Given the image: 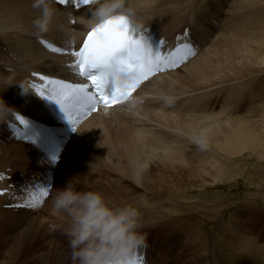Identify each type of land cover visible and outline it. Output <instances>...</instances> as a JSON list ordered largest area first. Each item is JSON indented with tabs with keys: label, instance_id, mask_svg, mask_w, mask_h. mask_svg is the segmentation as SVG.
I'll use <instances>...</instances> for the list:
<instances>
[{
	"label": "rangeland",
	"instance_id": "1",
	"mask_svg": "<svg viewBox=\"0 0 264 264\" xmlns=\"http://www.w3.org/2000/svg\"><path fill=\"white\" fill-rule=\"evenodd\" d=\"M14 1L0 2V5H4L2 9L0 8V12L9 9L14 11L11 16L12 21H0V99L13 111L46 117L43 109L38 106V101L28 91L27 81L33 79L31 73L46 75L54 73L58 76L59 73L37 68L35 61L39 57L38 53L31 55L34 60L26 59L22 45L25 44L27 50H30L35 47V42L30 43L31 40L27 38L30 32H21L23 29H19L21 24L15 17V8L19 6L18 10L21 14L24 9L22 2L27 3L28 0H18L19 3ZM59 10L58 12L56 9V16L65 11V9ZM143 10L149 12V16H153L145 21L151 20L152 23H158V31L161 30L166 47L175 46L187 28L191 29L192 33L186 39L191 42L193 38L196 39L195 44L198 46L196 56L210 47L208 52L214 58V83L216 84L209 89L214 96L212 100L216 102L225 93L229 95L226 100L228 104L225 102L223 112H219L218 105L212 110V101L208 104L207 100L203 102V99H197L190 93L187 94L190 95L189 102L180 96L173 107L171 106L172 108L165 109L166 112L185 116L186 111L183 112L184 109L181 111L180 108H185L189 104V106L193 105L191 110L193 112L190 111L189 114L194 113L196 118L200 116L199 114L206 116L204 113L206 108L209 112H214L213 115L230 114L231 119L240 117L245 121L254 119L259 129L254 137L257 136L260 141L261 132L259 131L264 130V0H153V4ZM71 11L74 16L80 10L75 11L71 8ZM155 13L159 16L158 18ZM65 23L59 22L58 28L65 29ZM68 26L78 34L81 31L85 32L84 27L75 25L71 27L69 24ZM49 32L45 35L51 34ZM64 46V44L61 45V47ZM246 52L247 55L243 57ZM227 53L229 56H225ZM241 57L245 60H241ZM68 58L71 59L68 61L72 64L71 56ZM49 59L50 57H47L46 61ZM221 63H224L223 67L227 68L222 67L224 69L222 70ZM230 70L231 72H228ZM180 72L183 75L184 72ZM160 80H166V78ZM221 85L222 87H219ZM151 87L153 86L151 85L149 89ZM32 100L36 102L32 106H38V110L31 106ZM183 102H186V105H183ZM222 103L223 101L219 102V105ZM155 106L150 105V102L144 105L150 109H154ZM201 107H205L203 111ZM31 108H33L32 113ZM156 108L159 106L157 105ZM118 112L98 115L89 122L87 128L98 127L97 133L87 135L84 129L77 133L66 148L67 153L63 156L61 163L53 169L55 183L50 196L42 204L31 209L4 207L11 204L13 195L20 198L19 195L29 191L26 186L35 181V171L27 174L24 184L21 183L23 180L20 176L24 175V172H20L19 179L14 177L12 181L15 183L7 185L8 187L18 186V189L12 195L0 197V262L7 252L14 254L15 251L14 257L20 253L19 248L17 249L20 230L30 219H34L37 225L40 224L42 232L44 228L48 230L47 226L57 230L56 234L59 237L57 246L64 252L72 254L68 237L64 233L68 218L64 215H53L52 212V199L56 189L65 187L70 182L77 191L100 192L113 207L131 205L138 209L141 218L139 231L146 238L144 248L148 251L147 256L151 261L149 264H188V260L189 264L193 262L194 264H264V150L260 153V150L250 147L253 136L251 138L249 135L245 136V139L249 138L247 142L249 144L246 143L245 148L233 147L227 150L228 153L219 154L211 148L207 151H199L184 134L181 140L183 144H178L175 148L182 147L184 151L179 153L186 154L184 158L192 159L196 163L153 162L148 165L146 171L148 176L144 174L137 181L129 170V158L125 155V149L119 151L118 155L124 159L117 157L115 162L117 168L114 169L107 159L108 156H105L107 151L104 144L99 143V139L100 141L108 139L112 144V137L118 141H124L127 138L126 133L132 135L135 131H141L142 126L138 120L117 116ZM12 115L7 121L0 123V148L6 147L7 138L3 137V127L4 123L11 121ZM121 128L128 129L129 132L111 136ZM164 130L168 132L167 135L170 134L168 130ZM153 132H147L146 135L150 136ZM235 142L237 141L233 143ZM97 147L99 155L96 156L93 149ZM10 158H16L14 153L10 155ZM202 160L204 161L201 162ZM26 163L22 162L23 165H18L16 162L0 159V171L13 172L15 171L13 167L16 170L25 171L31 168L30 165L36 169L37 163L34 165ZM8 164H11L9 165L11 167ZM204 165L206 167H202ZM42 167L45 165L43 164ZM0 179L4 184L7 178ZM37 215L38 219H36ZM22 225L24 226L21 227ZM37 241L34 239L32 245L34 246ZM27 250H22L21 254L22 257L26 255L25 260L31 262L33 251Z\"/></svg>",
	"mask_w": 264,
	"mask_h": 264
},
{
	"label": "bare ground",
	"instance_id": "2",
	"mask_svg": "<svg viewBox=\"0 0 264 264\" xmlns=\"http://www.w3.org/2000/svg\"><path fill=\"white\" fill-rule=\"evenodd\" d=\"M1 1H3V0H0V2ZM14 2H18V0H15ZM23 2H25V1H23ZM23 2H22V5L24 6V9L21 12V14H19V10H18V9H20L19 6L15 8V17L17 20H19L18 23L21 24V26L19 27V29H23L21 32H25V31L30 32V35L31 34L32 35L31 36L27 35V38L29 41L31 40L30 43L35 42L34 43L35 47L30 49V50H27V48L25 47V44L22 45V49H23V52L25 53L26 59H28L29 61L34 60V57H32L31 55L33 53L34 54L38 53L39 57H37V59L35 61V66L37 68L47 69L49 71L57 72L59 74H65V75L70 76L71 78L74 77L75 76V69L70 67V65H72L73 63L71 64L69 62L71 59L69 60V58H68L71 55L59 56L57 54L51 53V52L46 50L45 44L42 43V41L50 39V40L56 42L59 46L64 44L65 45L64 48L68 49V50L69 49L71 50L73 48V46L78 47L82 43V41L84 40L87 32L95 26L91 23V21H92V10H93L94 5L91 4L90 6H87L85 8L80 9V11L77 12L76 14H74V16H73V13L71 11V7H69V6L61 7L59 5L54 4V7H55V9L58 10V12L60 11L59 9H61V10L65 9V11H63V12L61 11L62 12L61 14L54 16L52 26L49 30L50 31L49 33H51V34L37 35L34 32L32 22L39 15V12L37 9H34L32 7L33 0H28L27 3H23ZM154 2H156V1H154ZM4 3H5V1H4ZM152 4H153V0H126V7L131 8L134 12V16L131 19L134 20L138 24L140 29L146 33H148L149 29H151L153 32H155L158 35L159 39H162L164 37L161 34V30H160V32L158 31V27H157L158 23L157 22L152 23L151 20L145 21L149 17L152 18L153 16H149V12L144 11L143 8H147V6H150ZM0 6H1L0 8L2 9V6H4V5H0ZM5 8H6V6H5ZM3 10H5V9H3ZM13 13H14V11L12 9L0 12V21L9 22L11 20V16ZM156 15H157V13H155V16ZM158 17L159 16L157 15V18ZM62 21L64 23L65 22L68 23L70 26L75 25V26L84 27L85 32L82 33V31H81L82 34L81 33L78 34V33L74 32L72 29H70L69 26L67 27L68 24H66V23H65L66 26L64 24V27H66L65 29L58 28L59 22H62ZM195 30H196V28H195ZM196 38H197V36H196ZM201 38H202V35H201ZM217 38H219V37H217ZM183 39H185V38H183ZM229 39H230V36H229ZM187 40L190 41L189 39H187ZM28 44L29 43H27V45ZM230 44H231V42H230ZM164 47L170 48L171 46L166 47L165 43H164ZM208 48L210 49V47H208ZM208 48H207V51H205L204 53H200L199 56H194L193 60H191V59L188 60L190 62L185 66H183L184 65L183 64L182 65L183 67L181 66L182 69H180L181 68L180 67L179 68L180 70L177 69L178 70L177 72H176V70H172L168 73L159 74L158 76L154 77L149 82L142 85L138 89V91L133 95V97L140 96V97L144 98L143 103L140 104L138 107L130 109L128 106V103H125V104H122L120 106H116V107L110 108V109H100L98 111V113L94 114L90 119H88L85 123H83L82 126H80L77 129V132H81L84 129L85 133L87 135H91L92 133L93 134L97 133L99 131L98 127L93 126V127L87 128V125L89 124V122H91L98 115L100 116L104 113H109V112H118L119 111L116 114L117 116L128 118V119L133 118V120H138L142 126L141 131H139V132L135 131L132 135H129L128 133H126L127 138L124 141H118V140H116V138L112 137L111 139L113 140V143L111 144L108 141V139H105V141L104 140L100 141V139H99V143L102 145L104 144L105 151H107L105 156L106 155L108 156L107 159H108L110 165H112V167L114 169L117 168V164L115 163V162H117V157L124 159V157L118 155L119 151L125 149V155L129 158L128 166H129V170L131 173H132V169L130 167V161H133V160L146 161L148 163V165H150L153 162L154 163L155 162H159V163L163 162V164H168V163H173L176 161L180 162V164H182L183 162H186V161L189 163H196L195 161H192V159L188 160L187 158H184L186 154L185 155L182 154V152L184 151V150L182 151V147H178V148H175V147L178 144L179 145L183 144V142L181 140L184 138V134H186L192 130H198L199 128H202V127H206L208 129H210V147L209 148H211V150L213 149L212 151H215L219 154H222V153H228L227 150L230 148L232 149L233 147H235L236 149L245 148V145L249 140V138L245 139L246 138L245 136L249 135L250 138L253 136L251 143H250V145H251L250 147L254 148L255 150H260V153H261V151L264 150V130L260 129L259 132H261V138H260V141H258L257 136L254 137V134H256L255 132H257L259 130L258 125L256 124V122H254L256 120H254V119H251L249 121L248 120L245 121L244 119H241L240 117L236 118V119H234V118L231 119L229 116L230 114L227 116L213 115L214 112H209L205 107H204L205 108L204 113L206 114V116L199 114L200 116L198 118H196V115L194 113L189 114L190 111L193 110V105L189 106V104L185 108H182V107H181L182 109L180 108L181 111H183V109H184L183 112L186 111L185 116L180 115V114H176L174 112H169V113L166 112L165 109H167L169 107H165L162 100L160 99L162 94L173 95L176 97V101L179 100L178 98H180V96H182L181 98H185L186 101H188V97H190V95H187L188 93L193 94V96L197 97V99H203L202 100L203 102H204V100H207L208 104H211V101H212V104H211V105H213V106H211L212 110L214 108H216L215 106L218 105L220 107L219 112H221V111L223 112V108L226 106L225 102L228 99L229 95L227 93H225L224 95L221 96L222 98L221 97L218 98V100H216V102H214L212 100V97H214V96H213V94H211V91H209V89L211 87H214L216 84L214 83L215 82L214 69H213L214 58L208 52ZM247 51H249V50H247ZM224 52H225V50H224ZM227 55H228V53L225 56H227ZM235 55H238V54L235 53ZM241 55H242V53H241ZM245 55H247V52L243 55V57ZM238 56H240V55H238ZM249 56L250 55H248V57ZM47 57H50V59L48 61H46ZM219 57H221V56H219ZM243 57H241L242 58L241 60H245V59H243ZM251 57H253V55ZM71 58H72V56H71ZM236 58H235V60H236ZM65 60H66V62H65ZM67 62H69V63L67 65H64V63L66 64ZM224 63H221V64H223L222 66L219 65L220 68H222L224 66ZM231 63L233 64V62H231ZM248 63L250 65V62H248ZM235 64H238V63H235ZM233 66H234V64H233ZM223 68H222V70L226 69L227 67L224 69ZM228 68H229V66H228ZM229 69H231V68H229ZM227 70H226V73H227ZM180 71L184 72L183 75L181 74ZM228 72H231V70ZM49 75L62 78L61 75L58 76V74H54V73L49 74ZM162 78H166V80L161 81L160 79H162ZM29 80H32V79H29ZM222 83H224L223 79H222ZM222 83H220V84H222ZM151 85L153 87H151L149 89V87ZM219 87H222V85ZM27 89L32 94V96L35 97L34 93L28 88V86H27ZM221 99H222L223 103L219 105V102H222ZM35 100L38 101L37 102L38 106L41 107L45 113L46 111L44 110L42 103L36 97H35ZM148 102H150V105H156V106L158 105L160 110H159V108H156V106L154 109L144 107V105ZM35 103L36 102L34 100H32L31 106ZM226 104H228V101L226 102ZM183 105H186V102H183ZM38 106H36V105L34 106L36 108V110H38ZM172 107H170V108H172ZM33 108H31V111H30L31 113L33 112ZM201 108H199V109L201 110ZM204 108H202V111ZM163 110L165 112H163ZM14 111H16V110H14ZM16 112L20 113L21 111H16ZM141 112L144 113L145 115H143ZM191 112H193V111H191ZM23 113H26V112H23ZM186 113H188V114H186ZM26 115H29L35 119H38V120H42L40 118H43L46 121L51 120V117L49 115H47L46 113H45V115H47L48 117L47 116L46 117H44V116L39 117L37 115H30V114H26ZM11 120H12V118H11ZM211 122L212 123L214 122V123L210 124ZM123 128H128V127H123ZM123 128H121L117 132L112 133L111 136L113 135L115 137V135H117L119 133L129 132L128 129H123ZM164 129L168 130L170 132V134L167 135L166 133H168V132H165ZM151 131L152 132L157 131V132H153V134L150 133V136L146 135L147 132H151ZM171 133H173V135H171ZM7 135L9 136V134H7ZM175 136L178 137V139ZM71 140H73V139H71ZM234 141H237V142L233 143ZM247 144H249V143H247ZM23 146L28 147V148H24ZM97 149H98V147L95 150L93 149V152L96 156L99 155V150H97ZM180 151H182L181 152L182 155L179 153ZM18 152H20V153H18ZM34 152L37 153L38 155H36ZM12 153H14L16 158H10V155ZM39 155H41L40 152L34 146H32L30 144H26V143L16 142L14 139H11V140L9 139L8 143H6V147L1 146V148H0V159L2 161H4V160H7L9 162L13 161V162L18 163V165L22 164V162H25V163L28 162V163H31L33 165H34V163H37V166H39L41 164V162H43V159L41 158L43 156L41 155V157L39 158L38 157ZM214 155H216V154H214ZM202 158H203V156H202ZM207 159H208V157H207ZM203 161L204 160H202L201 162H203ZM209 164H210V162H209ZM9 165H11V164H8V166ZM30 166H31V168L29 170L26 169L25 171L16 170L15 167H13L15 171L12 173H10L8 170L0 171V178H3V179L7 178V176L9 174H12L13 176L17 177L20 175V172L21 173L24 172V175H20V176L26 177L27 174H29L30 172H32L34 170L32 165H30ZM9 167H11V166H9ZM202 167H206V165H204ZM45 169H47V167ZM37 170H38V172L39 171L43 172V170H41L40 168H38ZM6 172H8V173H6ZM1 173H3V174H1ZM144 174L147 175L148 172H145ZM10 183H12V181H9L8 179H6L4 184H2V181L0 179V189H2V190L7 189L6 185L10 184ZM38 218L39 217L37 215L36 219H38ZM24 225L21 226V227L24 226L22 229L18 226V228L21 229L20 235H19V240H18V247H17V249L19 248L20 253H18L16 255L17 257H14V255L16 253L15 251H14V254L12 252H7L6 255L3 256L4 259L0 262V264H72L73 263L72 254H70L69 252H64L61 247L57 246V241L59 242V237L56 234L57 230L55 231L54 229H50L49 226H47L48 230H46V228H44V232H42L43 230L40 228V226H39L40 224L37 225V223L35 222L34 219H30V221L25 223ZM63 226H65V225L63 224ZM34 239H36L38 241L33 246L32 243H33ZM141 249H142V253H144V254H145V252L147 253V250L145 251L144 247H142ZM22 250L23 251L24 250H27V251L32 250L33 251L32 252L33 257L31 259L32 260L31 262H28L27 260H25L26 255H23V257H22V254H21ZM255 260H256V258H255ZM147 262L148 263L150 262L148 258H147ZM187 263L189 264V260L187 261ZM193 264H194V262H193Z\"/></svg>",
	"mask_w": 264,
	"mask_h": 264
},
{
	"label": "clouds",
	"instance_id": "3",
	"mask_svg": "<svg viewBox=\"0 0 264 264\" xmlns=\"http://www.w3.org/2000/svg\"><path fill=\"white\" fill-rule=\"evenodd\" d=\"M54 4L55 0H33L32 7L39 12L32 22L37 35L50 30L56 15ZM93 5V25L103 24L117 16H126L131 21L134 16L133 10L126 7V0H93ZM135 75V71L124 69L118 73V79L122 85H127ZM143 99L140 96L129 97V108L138 107ZM160 99L165 107H171L176 102V97L169 94H162ZM12 112L0 99V123L7 121ZM185 135L199 151L209 149L210 129L202 127ZM130 167L133 177L139 181L147 171L148 163L133 160L130 161ZM52 212L53 215L68 218L64 233L68 237L73 264H127L145 246L146 238L139 231L141 218L138 209L131 205L113 207L100 192L77 191L68 182L65 187L56 189Z\"/></svg>",
	"mask_w": 264,
	"mask_h": 264
},
{
	"label": "snow or ice",
	"instance_id": "4",
	"mask_svg": "<svg viewBox=\"0 0 264 264\" xmlns=\"http://www.w3.org/2000/svg\"><path fill=\"white\" fill-rule=\"evenodd\" d=\"M59 3L70 4L73 0H59ZM75 3L91 5L93 0H75ZM46 46L55 53L63 51L52 44ZM180 51L181 49H177V53ZM183 53L180 56L174 53L164 55L162 50L153 47L146 35L135 30L126 16H117L93 28L80 50L69 53L75 58L70 67L76 70V75L90 83L69 84L63 80L41 76L40 79L46 81V84L38 90V94L56 101L75 130L76 122L71 119L75 112L87 110L84 112L87 114L101 104L110 107L127 101L132 92L150 76L175 68L190 56L196 55L189 44L183 46ZM124 69L136 73L134 79L127 85H122L118 79V73ZM109 85L112 86L111 90ZM18 119L21 123H26L22 117ZM43 194L47 196V190ZM27 207L36 205L29 203ZM127 264L142 262L134 255Z\"/></svg>",
	"mask_w": 264,
	"mask_h": 264
}]
</instances>
